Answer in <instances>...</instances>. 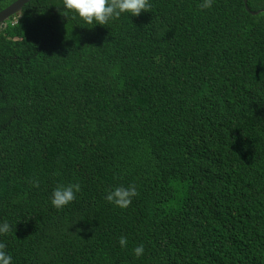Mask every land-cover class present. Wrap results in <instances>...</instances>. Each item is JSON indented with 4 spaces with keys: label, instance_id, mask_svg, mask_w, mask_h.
I'll use <instances>...</instances> for the list:
<instances>
[{
    "label": "trees",
    "instance_id": "trees-1",
    "mask_svg": "<svg viewBox=\"0 0 264 264\" xmlns=\"http://www.w3.org/2000/svg\"><path fill=\"white\" fill-rule=\"evenodd\" d=\"M202 2L91 25L29 0L0 23L11 264H264V0Z\"/></svg>",
    "mask_w": 264,
    "mask_h": 264
},
{
    "label": "clouds",
    "instance_id": "clouds-1",
    "mask_svg": "<svg viewBox=\"0 0 264 264\" xmlns=\"http://www.w3.org/2000/svg\"><path fill=\"white\" fill-rule=\"evenodd\" d=\"M212 0H203L200 7L210 8ZM148 0H62V12L67 16L69 12L78 16L85 24L106 25L111 19L118 18L121 14L128 13L130 16H138L142 11L148 10ZM79 190V185L69 184L58 186L53 189L50 203L59 209L74 199L75 192ZM136 191L133 187L115 186L106 190L105 199L121 208L127 207L135 196ZM9 225L0 223V234L7 233ZM121 247H125L127 240L125 237L119 238ZM4 245L0 243V264H11V256L4 250ZM136 257H140L144 252L142 244L136 245L132 249Z\"/></svg>",
    "mask_w": 264,
    "mask_h": 264
},
{
    "label": "water",
    "instance_id": "water-1",
    "mask_svg": "<svg viewBox=\"0 0 264 264\" xmlns=\"http://www.w3.org/2000/svg\"><path fill=\"white\" fill-rule=\"evenodd\" d=\"M29 0H14L9 5L0 10V23L6 20L9 16L19 13L23 5ZM247 3V0H245ZM252 13H255L252 11Z\"/></svg>",
    "mask_w": 264,
    "mask_h": 264
}]
</instances>
